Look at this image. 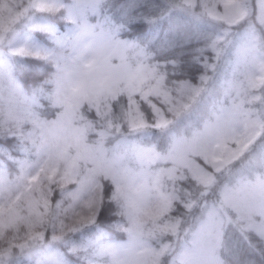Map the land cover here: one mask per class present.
<instances>
[{"label": "snow or ice", "instance_id": "1", "mask_svg": "<svg viewBox=\"0 0 264 264\" xmlns=\"http://www.w3.org/2000/svg\"><path fill=\"white\" fill-rule=\"evenodd\" d=\"M0 264H264V0H0Z\"/></svg>", "mask_w": 264, "mask_h": 264}, {"label": "trees", "instance_id": "2", "mask_svg": "<svg viewBox=\"0 0 264 264\" xmlns=\"http://www.w3.org/2000/svg\"><path fill=\"white\" fill-rule=\"evenodd\" d=\"M244 258L250 260H256L257 262L259 261V257H255V256H245Z\"/></svg>", "mask_w": 264, "mask_h": 264}]
</instances>
